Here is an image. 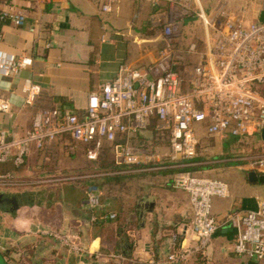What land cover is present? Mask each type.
Here are the masks:
<instances>
[{"label":"crops","instance_id":"crops-1","mask_svg":"<svg viewBox=\"0 0 264 264\" xmlns=\"http://www.w3.org/2000/svg\"><path fill=\"white\" fill-rule=\"evenodd\" d=\"M103 1L0 0V12L25 17L22 24L0 20V51L29 59L16 75L0 73V96L10 104L8 112L0 113V131L23 133L30 126L34 111L40 107H57L81 115L88 94L97 90L103 81L112 78L121 65L145 66L154 59L163 39L160 30L155 36L146 35L145 27L148 24L157 26L152 18L157 6L147 0H114L111 10L103 12ZM219 1L198 0L208 13L218 7ZM227 1V6L233 8L228 10L233 18L254 20L264 8V0ZM187 18L184 23L186 32L190 29L194 32L195 29L187 25ZM187 38L202 39V29L196 35L190 33ZM25 77L39 86L32 105L23 103ZM156 129L159 133L155 135L151 130H143L148 134L138 132L151 138L145 145L135 138L125 139L140 158L138 168L96 171L87 175L79 166L81 170L72 174L63 171L57 179H52L53 163L47 165L44 160L51 153L61 150L68 154L79 153L80 150L79 144L62 146L60 140L46 143L39 150L31 146L29 155L32 160L40 156L36 163L39 167L35 171L32 165L36 161L31 165L24 162L21 170H17L18 165L12 160L2 163L0 173L13 172L14 180L23 187L31 179L41 178L44 174L51 176V183L63 182L59 187L54 184L46 187L48 190L38 195L34 204L22 203L14 207L6 201L0 205V230L12 229L0 236V251L7 263L92 264L95 261L100 264L102 259L111 256L116 263H133L136 256H143L154 264H179L165 263L162 259L176 250L175 245L177 249L182 246L195 248L199 241L188 230L192 210L187 193L169 184L172 174L178 171L229 175L225 177L231 188L229 195L214 197L211 201L212 212L218 219L235 209H255L258 202L264 199V182L249 181L247 172L250 170L242 161L232 158L238 154L235 137L208 135L204 124H196V151L186 160L191 164L171 167L169 165L173 162L168 161L170 159L165 155H157L155 159L152 154L153 146L162 141V131H165L157 124ZM202 147L203 152H216V155L208 159L199 151ZM80 153L86 157L84 151ZM182 161L177 159V162ZM186 167H191V170ZM114 174L123 176L124 181L101 185V202L96 203L99 208L96 213H102L105 208V211L118 213L120 217L102 221L103 217L92 213L93 205L87 202L86 186L81 179ZM3 187L0 189L2 200L24 190ZM30 190L39 191L40 188ZM123 225L125 230L119 228ZM46 227L77 233L83 253L71 251L57 239L43 235L42 230ZM234 241V228L221 225L202 256L211 264H264V260L235 252ZM200 254L195 251L182 264H195Z\"/></svg>","mask_w":264,"mask_h":264},{"label":"built area","instance_id":"built-area-1","mask_svg":"<svg viewBox=\"0 0 264 264\" xmlns=\"http://www.w3.org/2000/svg\"><path fill=\"white\" fill-rule=\"evenodd\" d=\"M147 1L159 6L152 18L163 39L154 59L145 66L121 65L112 78L88 94L81 115L40 107L23 133L1 130L0 163L12 160L19 165L31 146L42 148L68 135L73 142L87 145L85 155L90 160L96 159L102 144L109 142L115 164H138L140 158L122 136L139 132L149 118L156 117L157 127L167 131L170 138L169 156L174 162L169 166L191 164L186 160L196 151L195 125L202 123L208 135L235 137L238 154L232 158L264 174V138L260 134L264 129V22L233 18L218 7L208 13L198 0ZM113 2L104 0L102 11L109 12ZM187 17L201 22L202 39L187 38ZM6 18L15 24L25 21L22 14L0 12V19ZM28 60L0 51V73L16 75ZM22 90L23 103L32 105L39 86L25 77ZM9 109V102L0 96V113ZM178 158L183 161L177 162ZM0 177L1 185L18 184L8 181L10 173ZM169 184L188 195L192 210L188 230L199 245L182 246L166 255L163 262L183 263L195 251L204 254L221 225L234 228L235 252L264 260V199L255 209H235L218 219L211 201L229 195L225 181L183 170L175 172ZM89 191L88 201L94 205L97 195L93 188ZM53 236L69 250L83 253L78 241L68 243V235Z\"/></svg>","mask_w":264,"mask_h":264},{"label":"rangeland","instance_id":"rangeland-1","mask_svg":"<svg viewBox=\"0 0 264 264\" xmlns=\"http://www.w3.org/2000/svg\"><path fill=\"white\" fill-rule=\"evenodd\" d=\"M219 2H220V4L218 5V8H222L224 11H226L228 13H229L228 10L232 11L233 8L230 7V6L229 7L227 6L228 5L227 4L228 3L227 0H220ZM200 23L201 22L199 20L194 21V27L192 26L195 29V30L193 29L194 32H195V33H193L194 35L198 34L199 30H201ZM192 32L193 31H191V29H190V30H188L187 34H190ZM150 49H152V48H150ZM155 128H156V126H155ZM144 129L145 130H150V129H148V125ZM144 129H142L143 134H148V131H143ZM254 138L256 139L258 137L255 135ZM166 139L167 138L165 137V135H163L162 141L157 143V144H155L153 146V149L151 151H152V154L155 156V159H157V155H158V157L160 155H165L167 159H170L169 158L170 157L169 155L171 154L170 145H169L168 142L166 143V142L163 141V140H166ZM55 146H57V145H55ZM81 148L82 147H79L80 150L78 149L79 153L77 152V153H73V154H68V153H66V152H64L62 150L60 152H56L54 154L51 153L49 158H46V160H44V161L47 162L46 163L47 165L53 163V164H51V169H54L53 172H51L53 174V178L52 179L57 178L59 176V174H61L63 171H65V174H72L74 171L80 169V168H78L79 166L82 168V171L85 174H87V175L95 173L94 170L92 171V166H91L92 163L82 153H80V152H82ZM200 149H202V151L201 150H199V151L202 152L203 154H205V156H207L208 159L211 158L212 156L216 155V154H214L216 152H214V153L213 152H209V153L208 152H203V149H204L203 147L200 148ZM28 152H29L28 156L23 161H25L26 164L28 162V164H30V165L33 164L34 161H36L32 165L33 166V170L35 171L39 167L36 163H38V160L40 159V158L38 159V157H40V156H38L34 160H32V156L29 155L31 153L30 149H29ZM107 155L111 159L110 150L108 151ZM40 171H41V169H40ZM29 172H30V169H29ZM1 174H3V173H0V175ZM195 174L199 175V176H202V177H207V178H212V179H220V180L225 181L226 183H227V180L225 179V177L229 176V175H225V174H223V175H225V176H223L220 172H218V173L217 172H213V173H209V174L206 172V173H202V174H197V173H195ZM239 174L243 175V173H239ZM50 178H51V176L49 174L48 175L44 174V176H42L41 178H37V179H34V180L31 179V181H29V184H27L26 187H23V186H21L19 184H16L14 186L13 184H10V183H9V185H6V186H8L9 190L10 189H12V190L16 189L18 191H21L22 189H26V188L27 189H32V188H40L41 189V188L51 187L53 184L56 187H59V185H61L63 183L62 181H59V180L58 181H54L53 183H51L49 181ZM2 180L3 179L0 177V189H4V187H3L4 185H1ZM13 180H14V178L12 176L8 179V181H13ZM228 187H229V184H228ZM230 190H231V188L229 187V191ZM87 202L91 206V203L88 201V199H87ZM10 229L11 228H8L7 231L0 230V232H1L0 236H2L1 235L2 233L10 231ZM42 234L46 235L47 237H53V238H55L53 236L54 234L55 235H59V234L60 235L61 234L62 235H68V238H67L68 243H73V244L77 241V239L79 237L77 235V233H75V232L73 233L72 231H64V230H59V229H56V228L53 229V228H47V227L44 230H42ZM148 261H149V259L146 260L145 258H143V256H136L135 261H133V263L132 262L131 263L130 262L126 263V262H122V261L118 262V263L119 264H154V263L148 262ZM163 261H164V258L162 259V262ZM115 263L116 262L112 258V256L111 257H107L106 260L102 259V264H115Z\"/></svg>","mask_w":264,"mask_h":264},{"label":"trees","instance_id":"trees-1","mask_svg":"<svg viewBox=\"0 0 264 264\" xmlns=\"http://www.w3.org/2000/svg\"><path fill=\"white\" fill-rule=\"evenodd\" d=\"M158 8H159V6H157V9ZM4 20L6 21L8 19L6 18ZM4 20H1V21H4ZM187 20H188L187 21L188 22L187 25L194 27L195 19L192 18V17H188ZM145 28H146V35L151 36V37L155 36L160 30V27H158V26L153 27V26H151L149 24L146 25ZM156 124H157V118L156 117H151V118L148 119V122H147L148 129H150L152 131L153 135H155L156 133H159V130L155 128ZM147 125H146V127H147ZM163 135H165V137L167 138L166 140H164V142H166V143L168 142L169 143L170 142V140H169L170 138H169L168 133L166 131H162V135L161 136L163 137ZM132 138H135L139 143L144 144V145L147 144L148 141H150V139H151L149 137H144L143 135H140L138 132L132 133L130 135L124 134L122 136V140L123 141L125 139H132ZM58 140L61 141V145L62 146L67 144V143H75V142L72 141V139L68 135H63ZM76 144H79L80 147H82V151L85 152L87 145L81 144V143H76ZM39 149L40 148H38L37 150H39ZM109 150L111 152V144L109 142H105V143L102 144L96 159H94V160H89L88 159L93 164V165L91 164L92 171L94 170L95 172L96 171L109 172V171H118V170H123V169H128V168H138L140 166L139 164H122V165L115 164L113 159L112 158L110 159L109 156L107 155ZM25 158H26V155L24 156V160H25ZM168 161L174 162L171 159L168 160ZM24 162L25 161H23L21 164L16 166L18 168L17 170H21L22 169V167L25 165ZM1 164L2 163H0V165ZM186 168H189L191 170V167H186ZM11 171H13V169H11ZM10 174H11L12 177L15 176L13 172H11ZM81 180L84 182V185L86 186L85 194H86L87 197H88V193L90 192L89 191L90 188H93L92 192L94 194L98 195L97 196V199H98L97 204H99L101 202V198L99 196V190L102 187L101 186L102 184L110 183V182L122 183L124 181L123 176H121L120 174H114V175H111V176H107V175L106 176H104V175L103 176H92V177H88V178L81 179ZM47 190L48 189H46V188H41L39 191H34V190H30V189L26 188V189H24L21 192L15 193L17 206L19 204H22V203L26 204V205L34 204L37 201L38 195L41 196V194L43 192L45 193ZM5 202H6L5 200L0 199V205L5 203ZM97 204L91 206V211H92V213L94 215L96 214L97 216L103 217V219H101L102 221L116 219V218L120 217L118 215V213H115V212L111 213V211H107V210L105 211V208L102 211V213L97 214L96 212L99 209L96 206ZM10 205H11V203H10ZM125 227L126 226H124V225L123 226H119V228H121L123 230H125ZM177 247L178 246L175 245V249L176 250H177ZM178 263L182 264L181 262H178ZM194 263L195 264H211V261H209L205 256H202V254H200L198 259ZM92 264H99V263H97L95 261H92ZM100 264H102V263H100ZM115 264H119V263H115Z\"/></svg>","mask_w":264,"mask_h":264},{"label":"water","instance_id":"water-1","mask_svg":"<svg viewBox=\"0 0 264 264\" xmlns=\"http://www.w3.org/2000/svg\"><path fill=\"white\" fill-rule=\"evenodd\" d=\"M258 21L259 22H264V9L260 10L258 13ZM142 131V130H140ZM261 137L264 138V129L261 130L260 132ZM247 178L249 181H262L264 182V174H258L257 172L250 170L247 172ZM1 197V195H0ZM5 201L11 203L14 207L17 206V201L15 196H11L10 198H4ZM0 264H8L3 253L0 251Z\"/></svg>","mask_w":264,"mask_h":264}]
</instances>
